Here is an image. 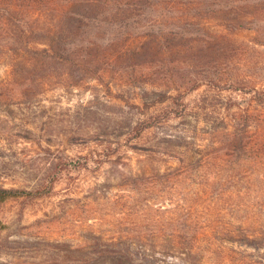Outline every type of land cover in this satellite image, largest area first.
I'll return each instance as SVG.
<instances>
[{
  "label": "rangeland",
  "instance_id": "obj_1",
  "mask_svg": "<svg viewBox=\"0 0 264 264\" xmlns=\"http://www.w3.org/2000/svg\"><path fill=\"white\" fill-rule=\"evenodd\" d=\"M252 2L245 0L235 5H240L236 10L243 20V27L235 33H221L215 18L200 25L201 35L226 37L219 53L214 54L215 61L179 64V56H170L173 64L168 61L160 69H138L135 82L127 85V96L147 95L150 102L155 97L146 91L152 85L170 90L193 85L194 80L204 83L184 95L193 107L192 114L197 116L189 115L184 121H175L148 135L154 143L162 141L159 147L150 148L164 154L154 159L134 152L125 141L135 122L165 111V104L142 115V110L120 104L115 88L107 90V84L82 70H68L55 60L35 66H25L17 60L21 63L11 71L14 59L8 62L0 53V188L15 189L20 195L0 201V264H88L87 258L71 251L77 250L91 231L111 229L129 231L127 244L139 253L134 256L135 264H146L142 257H154L159 264H182L166 257V242L151 234L174 229L185 233L190 241L199 229V217L206 214L208 219L202 221L211 222V212L199 211L200 205L207 207L211 198V160L204 172H193L181 182L153 181L147 176L137 184L135 192L119 182L133 173L141 174L166 163L172 165L169 161L195 168L198 158L211 155V118L217 117L222 105L230 100H245L254 138L258 141L261 137L264 2ZM179 9L175 10L182 13ZM169 15L167 5L164 10L146 14L144 23L172 28L171 20L166 19ZM135 20L143 21L139 16ZM172 65L178 72H168ZM212 77H220L223 86L232 82L241 89L231 92L221 87L218 95L209 86ZM201 119L210 124L204 125ZM170 134L185 136L169 141L165 137ZM110 140L115 141L116 152L104 159L100 156L102 145ZM203 141L208 143L205 148L199 146ZM176 144L180 147L176 148ZM57 159L62 165L55 168ZM248 168L256 169L254 165ZM205 173L210 176L205 177ZM245 251L242 248L234 254L236 261L242 255L247 256L246 262L261 261L257 251ZM212 257L206 258V264L219 261Z\"/></svg>",
  "mask_w": 264,
  "mask_h": 264
},
{
  "label": "trees",
  "instance_id": "obj_2",
  "mask_svg": "<svg viewBox=\"0 0 264 264\" xmlns=\"http://www.w3.org/2000/svg\"><path fill=\"white\" fill-rule=\"evenodd\" d=\"M244 1L0 0V53L8 62L14 59L10 65L11 71L21 63L17 60L25 66L55 60L68 70H82L98 82L107 84V90L115 88L118 91L116 100L126 107L142 110V115L151 108L154 110L165 104V111L154 112L155 115L135 122L131 136L125 141L126 146L134 152L154 159L164 154L150 148L155 145L159 147L162 141L154 143L148 139V135L193 115V107L186 102L184 95L200 89L204 83L194 80L193 85L170 90H161V87L152 85L151 89L145 90L146 94L151 92V97H155L150 102L147 95L127 96V85L135 82L138 69H160L164 62L173 64L171 58L177 56L181 58L179 64L215 61L214 54L219 53L226 37L221 39V35H201L200 25L208 18H215L220 24L221 33L225 31L230 35L241 30L243 20L236 10L240 5H235ZM259 2L264 0H253L252 3ZM167 5L171 15L166 19L171 20L172 28L144 23L146 14L164 10ZM178 7L183 10L182 13L175 10ZM137 16L143 21H133ZM158 18L162 19V15ZM190 35L195 37L185 40ZM168 72L176 73L178 70L172 65ZM220 80V77H212L209 85L218 95L220 92L217 90L221 87L230 88L228 90L231 92L241 89L232 82L223 86ZM171 90H174L173 93ZM245 103V100H230L222 105L217 117L211 118V155L198 158L195 168L176 166L175 161H169L172 165L166 163L143 170L141 174L133 173L119 182L120 186L134 192L137 184L147 176L153 181L171 179L181 182L193 172H204L211 160V177L208 179L211 180V198L207 200V207H199L201 214L211 212V222L202 221L208 219V216H204L206 214L199 217L196 221L199 229L193 233L190 241L185 233L174 229L168 232L162 230V234L161 230L152 233L155 239L166 242V257L182 264H206V258L209 260L212 256L219 261L211 264H264V180L259 181L264 179V113L261 117L262 131L258 135L261 137L257 141L252 131L250 109ZM200 121L204 125L210 124L202 119ZM167 136L165 138L170 141L183 139L185 135ZM206 141L199 146L205 148L208 145ZM114 144L112 140L104 143L100 156L106 159L114 154ZM179 147L176 144V148ZM59 165L62 162L57 159L53 167ZM251 165L256 169H249ZM210 174L205 173L204 176ZM15 192V189L0 188V201L19 197ZM128 233L113 229L91 231L82 245L71 253L78 252L81 258L88 259V264H135L134 256H139V253L127 244L130 241ZM242 248L246 253L245 250L257 251L261 261L246 262L247 256L241 254L236 261L234 254H238ZM142 258L146 264H159L154 257Z\"/></svg>",
  "mask_w": 264,
  "mask_h": 264
}]
</instances>
